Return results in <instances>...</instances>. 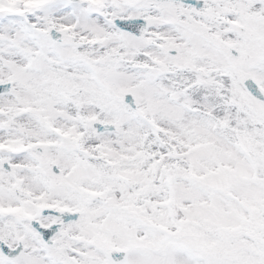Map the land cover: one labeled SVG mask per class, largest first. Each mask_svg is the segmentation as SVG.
Here are the masks:
<instances>
[{"label":"snow or ice","instance_id":"6c2138e0","mask_svg":"<svg viewBox=\"0 0 264 264\" xmlns=\"http://www.w3.org/2000/svg\"><path fill=\"white\" fill-rule=\"evenodd\" d=\"M0 264H264V0H0Z\"/></svg>","mask_w":264,"mask_h":264}]
</instances>
